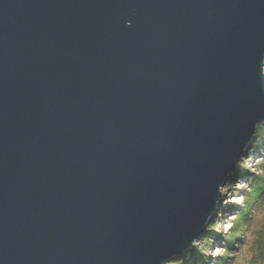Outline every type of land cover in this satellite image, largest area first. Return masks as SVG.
<instances>
[{
	"label": "water",
	"instance_id": "95a60500",
	"mask_svg": "<svg viewBox=\"0 0 264 264\" xmlns=\"http://www.w3.org/2000/svg\"><path fill=\"white\" fill-rule=\"evenodd\" d=\"M261 57L264 0H0V264L179 258Z\"/></svg>",
	"mask_w": 264,
	"mask_h": 264
},
{
	"label": "clouds",
	"instance_id": "9594fccd",
	"mask_svg": "<svg viewBox=\"0 0 264 264\" xmlns=\"http://www.w3.org/2000/svg\"><path fill=\"white\" fill-rule=\"evenodd\" d=\"M258 84L264 94V57L259 60ZM215 192L201 230L179 258L161 259L160 264H201L192 261L193 252L203 264H264V119L255 122Z\"/></svg>",
	"mask_w": 264,
	"mask_h": 264
},
{
	"label": "trees",
	"instance_id": "16d2710c",
	"mask_svg": "<svg viewBox=\"0 0 264 264\" xmlns=\"http://www.w3.org/2000/svg\"><path fill=\"white\" fill-rule=\"evenodd\" d=\"M201 260H202V258L199 257V254H197L196 252H193V254H192V261L193 262H196V261H201Z\"/></svg>",
	"mask_w": 264,
	"mask_h": 264
},
{
	"label": "rangeland",
	"instance_id": "374dc122",
	"mask_svg": "<svg viewBox=\"0 0 264 264\" xmlns=\"http://www.w3.org/2000/svg\"><path fill=\"white\" fill-rule=\"evenodd\" d=\"M210 235H215V234H211V233H210ZM197 254H198V253H197ZM200 262H201V264H203V261H202V260H201Z\"/></svg>",
	"mask_w": 264,
	"mask_h": 264
}]
</instances>
